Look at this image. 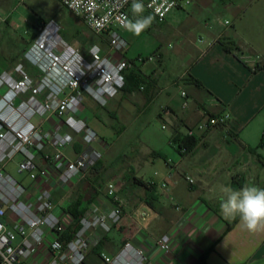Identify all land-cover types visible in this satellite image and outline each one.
I'll return each mask as SVG.
<instances>
[{
	"label": "crops",
	"instance_id": "1",
	"mask_svg": "<svg viewBox=\"0 0 264 264\" xmlns=\"http://www.w3.org/2000/svg\"><path fill=\"white\" fill-rule=\"evenodd\" d=\"M140 1L145 4L146 0ZM218 1L226 8V1L231 0L199 1L197 9L206 18L201 24L190 16L187 24L181 20L169 25L167 19L176 10L164 22L156 20L164 26L159 29L152 73L133 70L132 64L124 71L125 89L106 107L98 106L90 97L84 101V120L103 142L102 123L97 115L121 118L127 129L140 123V131H146L157 120L166 126L163 130L169 128L171 132L165 136L148 134L145 153L134 152L116 172L109 171L103 162L112 146L105 148L96 143L93 148L102 152V160L85 180L71 188L59 186L54 179L41 186L53 192L73 222L74 215L93 222L88 233V264H101L100 254L114 256L129 240L144 251L146 264H264V228L248 231L239 216L226 217L220 210L226 188L240 190L255 185L264 189V148H259L264 134V70L252 71L258 63H264V8L255 13L250 23L239 18L240 25L223 26L215 21L223 19L214 16ZM131 4L127 10L129 18ZM229 10L239 16L233 8ZM205 20L211 22L210 26L204 24ZM167 39L176 40L181 46L170 57L163 51L162 43ZM22 63L30 84L40 86L42 76L38 70L26 57ZM169 64L175 67L174 73L168 71ZM3 74L20 80L17 66L0 54V76ZM6 90L3 88L1 94ZM182 92L189 104L185 110ZM30 97L31 93L26 94L22 100ZM47 98L46 92L38 96L41 101ZM224 112L231 116L227 128H213L199 136L200 144L187 155L178 151L174 138L187 136L189 129L205 119V114L216 116ZM66 132L73 142L65 153L75 159L88 146L72 132ZM252 149L256 152L252 153ZM187 178L194 183L189 184ZM18 181L31 185L25 176ZM109 183L117 185V194L124 201L123 218L118 225L109 220L115 207L107 196ZM234 221L236 224L228 230V224ZM165 234L172 236L171 258L156 246L157 239Z\"/></svg>",
	"mask_w": 264,
	"mask_h": 264
},
{
	"label": "built area",
	"instance_id": "2",
	"mask_svg": "<svg viewBox=\"0 0 264 264\" xmlns=\"http://www.w3.org/2000/svg\"><path fill=\"white\" fill-rule=\"evenodd\" d=\"M59 1L90 32L106 39L109 52L104 54L94 46L90 57H83L63 41L56 42L52 33L45 30L25 56L43 72L41 85H31L29 75L22 69H17L20 80L7 74L0 76V91L7 89L4 94L0 92V264H87L91 249L88 233L93 222L80 218L79 230L72 238H64L73 220L60 208L53 192L41 186L54 179L59 186L71 188L85 180L102 160V152L93 145H108L84 120V95L104 108L125 87L124 71L130 63L124 55L128 44L123 32L127 30L124 25L133 0H81L75 9L69 6L72 0ZM190 4L189 0H146L144 6L162 23L172 11ZM215 21L230 25L219 18ZM139 61L145 62L141 58ZM148 61H155V56ZM42 92L48 94L43 101L38 99ZM29 93L31 97L22 100ZM181 97L185 110L189 107L186 93L182 92ZM18 100L20 103L16 104ZM230 121L227 112L205 114V119L189 129L187 136L198 138L213 128H227ZM66 131L88 146L75 159L65 153L73 142ZM17 157V174L28 178L30 186L7 171ZM187 181L194 183L190 178ZM162 186L166 188V184ZM106 191L115 205L109 220L118 225L123 218L124 201L117 194L116 184L109 183ZM156 246L166 257H172L170 234L158 238ZM99 258L101 264L147 263L144 251L132 240L125 242L116 255L102 253Z\"/></svg>",
	"mask_w": 264,
	"mask_h": 264
},
{
	"label": "rangeland",
	"instance_id": "3",
	"mask_svg": "<svg viewBox=\"0 0 264 264\" xmlns=\"http://www.w3.org/2000/svg\"><path fill=\"white\" fill-rule=\"evenodd\" d=\"M189 1L191 2L190 5L176 10L170 15V18L167 19L169 25H174V23L181 20L187 24L190 22V16H194L196 20L198 19L197 22L200 24L203 22V19H206L204 12L197 9L199 1L201 0ZM226 3L227 6L225 8L218 1L219 6L216 7L217 12L214 16L220 15L223 18L222 20L227 19L229 23L235 24L236 26L241 24L239 18H242L245 24L252 22L251 18L255 16V13L264 8V0H231L230 2L226 1ZM230 8H233L235 12H239V16L231 13ZM145 9L142 14L152 16ZM0 16L2 19L0 22V54L13 63V66H17V69H22L24 72L26 70L22 67V61L34 43L41 38L45 30L48 34L52 33V38L56 42L63 41L78 51L83 57L89 58L90 51L94 46L100 47L104 54L109 52L106 39L103 40L90 32L83 21L64 8L59 0H0ZM198 17L201 18L199 19ZM135 18L131 14L129 19ZM152 18L151 25L139 35L126 31L127 33L123 37L128 44L124 55L130 63V66L132 64L134 65L131 66L133 70L137 71V69H141L143 72L149 71L152 73L150 68L155 67L156 63L148 61V59L155 55L159 47L156 42L158 41L159 29L164 25L158 24L153 16ZM7 19L9 23L6 22ZM38 20L40 21L39 28H34V24ZM204 24L210 26L211 22L205 20ZM170 44L171 47L169 48ZM162 45L164 47L163 51L169 57L177 49L181 48V46L177 45L176 40L172 39L165 40ZM138 57L145 59V62L139 61ZM167 62L169 61L167 60ZM167 68L170 73L175 72V67L172 65L169 64ZM37 74L44 77L43 72L40 70L37 71ZM88 98L87 95H84L85 102H87ZM97 120L102 123L100 126L105 142L108 146H112L103 160L106 168L112 172H116L121 167V164L126 163V158L130 159L134 155V152L145 153L144 143H146L145 138L148 134H163L165 136L171 132L169 128L163 130L164 124L157 120L152 121L146 131H140V123L127 129L126 121L121 118L114 119L113 117H107L105 119L97 115ZM19 161L20 157H17L7 167L8 173L16 180L22 178V176L17 174V163Z\"/></svg>",
	"mask_w": 264,
	"mask_h": 264
},
{
	"label": "clouds",
	"instance_id": "4",
	"mask_svg": "<svg viewBox=\"0 0 264 264\" xmlns=\"http://www.w3.org/2000/svg\"><path fill=\"white\" fill-rule=\"evenodd\" d=\"M67 2V0H66ZM81 0H72L70 7L78 8ZM131 12L135 19H128L124 27L135 35H139L152 23V16H143L144 4L133 0ZM225 198L220 203V210L226 217L239 216L243 227L251 232L264 228V189L255 185L245 186L240 190L224 189Z\"/></svg>",
	"mask_w": 264,
	"mask_h": 264
},
{
	"label": "trees",
	"instance_id": "5",
	"mask_svg": "<svg viewBox=\"0 0 264 264\" xmlns=\"http://www.w3.org/2000/svg\"><path fill=\"white\" fill-rule=\"evenodd\" d=\"M7 23H9V20H6ZM40 25V21H36L34 24V28H39ZM103 41V40H102ZM227 52H230V49H226ZM264 70V63H258L254 68H253V72H259ZM195 84L197 86H201V83L197 80H194ZM127 85V79L125 78V87ZM125 87L123 89H125ZM202 138H195V137H190V136H185L183 138H179L176 137L174 138V143L176 145H178V151L181 153L182 151H184L183 154L187 155L189 153H191L192 151L195 150V148L200 144ZM259 148H264V134L263 137L261 139V143L259 145ZM252 153H255L256 150L252 149L251 150ZM262 163L264 164V161H262ZM135 182L137 184H139L142 187L148 188V185L145 184L144 182H142L141 180L135 179ZM79 219L76 215H74V222L73 224L69 227L68 231L65 234V237L67 240L72 238V236L79 230ZM237 221H234L233 223L228 224V230L232 229L234 227V225L236 224ZM88 264V262H87Z\"/></svg>",
	"mask_w": 264,
	"mask_h": 264
}]
</instances>
